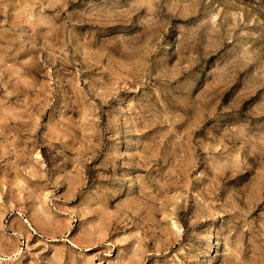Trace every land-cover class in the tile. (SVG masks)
<instances>
[{"label": "rangeland", "instance_id": "obj_1", "mask_svg": "<svg viewBox=\"0 0 264 264\" xmlns=\"http://www.w3.org/2000/svg\"><path fill=\"white\" fill-rule=\"evenodd\" d=\"M0 264H264V0H0Z\"/></svg>", "mask_w": 264, "mask_h": 264}]
</instances>
